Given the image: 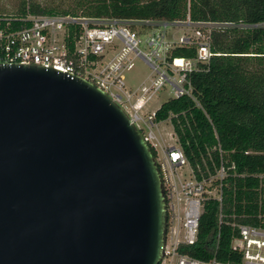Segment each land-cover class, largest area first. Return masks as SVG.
Here are the masks:
<instances>
[{
	"label": "water",
	"instance_id": "95a60500",
	"mask_svg": "<svg viewBox=\"0 0 264 264\" xmlns=\"http://www.w3.org/2000/svg\"><path fill=\"white\" fill-rule=\"evenodd\" d=\"M167 207L153 150L79 75L0 64V264H158Z\"/></svg>",
	"mask_w": 264,
	"mask_h": 264
},
{
	"label": "trees",
	"instance_id": "16d2710c",
	"mask_svg": "<svg viewBox=\"0 0 264 264\" xmlns=\"http://www.w3.org/2000/svg\"><path fill=\"white\" fill-rule=\"evenodd\" d=\"M41 13L117 17L130 21L132 28V21L144 19L189 17L212 23L209 41L214 54L189 73L192 94L167 98L156 109V120H171L198 178L214 173L222 156L229 169L222 200L204 202L198 239L181 243L180 252L243 264L242 252L232 248L238 234L232 222L260 224L264 212V0H76L66 9L25 2L12 26L29 24L22 17ZM196 53L193 43L176 45L170 56ZM232 163L235 167L229 168Z\"/></svg>",
	"mask_w": 264,
	"mask_h": 264
},
{
	"label": "built area",
	"instance_id": "2783aa9c",
	"mask_svg": "<svg viewBox=\"0 0 264 264\" xmlns=\"http://www.w3.org/2000/svg\"><path fill=\"white\" fill-rule=\"evenodd\" d=\"M15 16L0 15V64L34 63L79 75L104 90L128 114L150 148L155 150L167 207L164 255L158 264H233L216 256L194 257L179 250L181 243L198 239L199 219L207 199L222 200L228 166L221 158L214 173L198 178L179 144L166 143L158 134L156 109L148 105L169 86V97L192 94L189 73L200 69L214 54L210 47L211 22L138 20L147 29L142 39L130 21L117 17H89L72 13L28 14L30 21L14 28ZM183 28L181 34L173 29ZM144 30V29H143ZM144 42L148 50L142 49ZM195 43L194 57L170 56L176 45ZM142 58L152 69L147 79L133 87L125 73ZM168 97V98H169ZM234 163L229 168H234ZM264 177V175H263ZM222 212L219 219H222ZM260 224L232 222L238 234L232 248L242 252L243 264H264V212ZM220 231L216 235L219 242Z\"/></svg>",
	"mask_w": 264,
	"mask_h": 264
},
{
	"label": "rangeland",
	"instance_id": "374dc122",
	"mask_svg": "<svg viewBox=\"0 0 264 264\" xmlns=\"http://www.w3.org/2000/svg\"><path fill=\"white\" fill-rule=\"evenodd\" d=\"M29 2H35L40 4L41 7H48V8H60V9H66V8H73L76 4V0H0V15L3 16H15L18 15L20 12V9L22 8L24 3ZM134 29H136L139 32V36L144 39L146 37V28L145 25L142 24V22L138 20L132 21ZM144 29V30H143ZM176 34H181L184 30L183 28H175L173 29ZM140 47L142 49L148 50V47L144 42L140 44ZM152 69L150 66L146 64V62L142 58H137L135 65L133 68L128 70L125 73V79L127 82V85L129 86H137L140 83L144 81V79H147V77L150 74V71ZM169 86L162 89L157 96H155L151 102L148 105L149 110L157 109L160 104L165 101L169 95ZM159 136L162 137V139L169 144H175L179 145V142L177 141V136L174 132L173 124L171 120L165 119L160 121L159 123V129H158Z\"/></svg>",
	"mask_w": 264,
	"mask_h": 264
}]
</instances>
